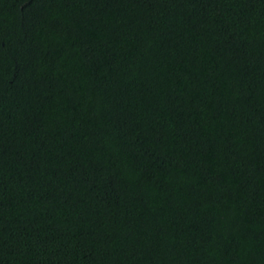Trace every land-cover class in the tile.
Masks as SVG:
<instances>
[{"label": "trees", "instance_id": "16d2710c", "mask_svg": "<svg viewBox=\"0 0 264 264\" xmlns=\"http://www.w3.org/2000/svg\"><path fill=\"white\" fill-rule=\"evenodd\" d=\"M0 264H264V0H0Z\"/></svg>", "mask_w": 264, "mask_h": 264}]
</instances>
